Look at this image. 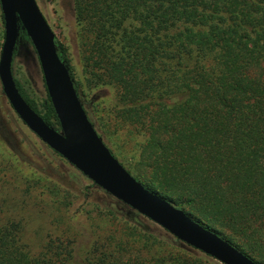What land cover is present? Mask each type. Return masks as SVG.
I'll return each mask as SVG.
<instances>
[{"label":"trees","instance_id":"1","mask_svg":"<svg viewBox=\"0 0 264 264\" xmlns=\"http://www.w3.org/2000/svg\"><path fill=\"white\" fill-rule=\"evenodd\" d=\"M73 13L80 65L90 82L117 88L116 117L145 136L136 161L122 165L264 263V0H73ZM55 42L85 108L79 67ZM15 83L59 130L45 84L37 102ZM127 224V239L110 235L89 264H220L164 229ZM20 232L18 221H0V264H75L69 239L48 237L31 255Z\"/></svg>","mask_w":264,"mask_h":264},{"label":"rangeland","instance_id":"2","mask_svg":"<svg viewBox=\"0 0 264 264\" xmlns=\"http://www.w3.org/2000/svg\"><path fill=\"white\" fill-rule=\"evenodd\" d=\"M36 1L79 67V93L97 132L118 160L126 166L135 162L145 136L116 117L117 88L90 82V73L80 65L84 36L74 18L73 0ZM3 37L0 8V51ZM16 49L13 75L29 96L41 102L45 88L36 52L21 37ZM134 212L30 131L10 106L0 83V221L20 223L21 241L31 255L41 250L48 237H62L73 246L75 264H89L96 246L106 244L110 235L127 239L128 222L150 231L163 230L140 214L132 218Z\"/></svg>","mask_w":264,"mask_h":264},{"label":"water","instance_id":"3","mask_svg":"<svg viewBox=\"0 0 264 264\" xmlns=\"http://www.w3.org/2000/svg\"><path fill=\"white\" fill-rule=\"evenodd\" d=\"M0 8L4 25L0 83L10 106L30 131L94 184L183 243L222 264H264L146 188L113 155L80 101L69 70L58 55L56 35L36 0H0ZM19 22L36 52L59 130L30 107L16 86L12 63Z\"/></svg>","mask_w":264,"mask_h":264}]
</instances>
